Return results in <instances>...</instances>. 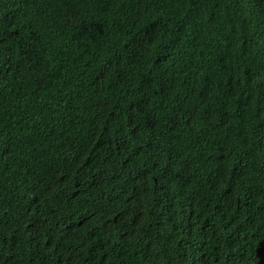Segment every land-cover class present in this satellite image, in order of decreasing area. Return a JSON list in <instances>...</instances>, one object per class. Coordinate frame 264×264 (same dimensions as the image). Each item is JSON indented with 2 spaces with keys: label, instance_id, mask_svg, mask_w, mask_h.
<instances>
[{
  "label": "trees",
  "instance_id": "obj_1",
  "mask_svg": "<svg viewBox=\"0 0 264 264\" xmlns=\"http://www.w3.org/2000/svg\"><path fill=\"white\" fill-rule=\"evenodd\" d=\"M258 203L264 40L226 0H0V264H264Z\"/></svg>",
  "mask_w": 264,
  "mask_h": 264
},
{
  "label": "clouds",
  "instance_id": "obj_2",
  "mask_svg": "<svg viewBox=\"0 0 264 264\" xmlns=\"http://www.w3.org/2000/svg\"><path fill=\"white\" fill-rule=\"evenodd\" d=\"M230 6L238 10L246 26L251 41L264 40V0H226ZM262 39H261V36ZM236 220H243L248 226L264 225V209L258 203L255 207H243L236 212Z\"/></svg>",
  "mask_w": 264,
  "mask_h": 264
}]
</instances>
